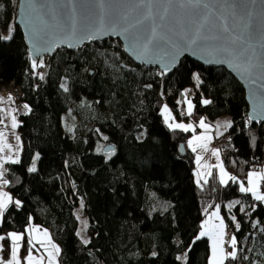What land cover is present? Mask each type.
Instances as JSON below:
<instances>
[{
    "label": "trees",
    "instance_id": "obj_1",
    "mask_svg": "<svg viewBox=\"0 0 264 264\" xmlns=\"http://www.w3.org/2000/svg\"><path fill=\"white\" fill-rule=\"evenodd\" d=\"M17 3L0 0V35L13 28L11 40H0V87H19L20 103L31 111L18 118L20 163L7 164L5 174L6 189L22 206L9 207L0 234L24 233L29 224L48 229L61 250L59 264H181L177 257L182 254L185 264H208V239L196 237L219 204L228 232L243 249L238 260L226 264H264V204L246 194L225 210L237 183L221 185L214 170L201 188L195 181L196 153L187 146L191 132L169 129L161 114L167 104L182 119L181 93L198 74L188 118H231L232 127L222 135L228 141L223 163L244 182L247 172L264 167V125L248 122L239 82L222 67L188 58L160 76L154 67L135 64L114 39L58 49L36 70L45 75L40 80L14 22ZM63 80L67 92L60 87ZM204 99L211 103L204 105ZM108 145L114 147L110 156L104 151ZM37 154V170L29 172ZM81 201L87 245L77 236L75 209ZM26 241L27 234L22 257ZM2 242L7 256L10 239Z\"/></svg>",
    "mask_w": 264,
    "mask_h": 264
},
{
    "label": "snow or ice",
    "instance_id": "obj_2",
    "mask_svg": "<svg viewBox=\"0 0 264 264\" xmlns=\"http://www.w3.org/2000/svg\"><path fill=\"white\" fill-rule=\"evenodd\" d=\"M79 0H63L61 7H67L71 11V16L68 18L69 23L66 28H62V31H65V37L61 41H48L44 40L42 36L34 32L31 28V22H28L30 29V34L34 39L41 40L44 44H47L46 47H40L35 42H33V49L35 50V55L39 56L43 52H51L56 47H60L62 43L67 42L69 48L73 47V40L76 41L78 46L84 41H91L93 39H100L102 36L116 34L121 35L125 40L128 41L129 49L132 50L133 54L137 59L145 57L149 52L151 47H158L162 41L171 44L173 51L170 54L167 63L163 62V58L160 59H146L145 63H157L162 64L161 71L158 73L160 76L166 75L171 69L175 66L180 55H182L189 48H193L194 51H199L201 53V58L209 57L213 55V50H210L207 46L209 40L217 39L223 37L224 34H227L224 37L225 43L231 46H242L241 53L251 52V55L248 57L249 66L243 69L242 74L247 73L250 79L253 77L251 69L259 67L264 71V43H261L259 56L257 57V49L252 45V42L256 40L258 35V30L255 25V18L257 16V9L261 13H264V7H261L257 0H95V4L99 7L101 11V17L99 25L92 27L88 25L83 28H78L76 20V8ZM39 0H25V4L30 9H35ZM40 7L43 8L44 5L40 4ZM0 8H3V5L0 4ZM109 9L108 22L105 23L104 12L105 9ZM188 9L193 15L199 18V23L195 24L192 29L188 32H183L180 35V41L183 46L178 43L169 41L166 36L161 35L158 32L160 25L156 24L154 21L150 27V30L147 35L143 34L141 25L144 21L153 20L154 10L155 16L159 18L160 21H166V19L173 18L176 12V9ZM133 12H138L140 14V19H137L135 23H129V17ZM229 13L234 19H238L242 22V28L238 35H234V29L230 28L228 24V17L224 13ZM220 13V15H217ZM239 13V15H238ZM210 17H215L219 21V24H214L217 35L212 36L209 34L206 24L209 23ZM55 18V17H53ZM42 23H45L43 16L40 18ZM13 28L9 27L7 35H0V40H11L12 39ZM259 39L264 41V30L259 32ZM246 45V46H245ZM216 51H222L225 53L229 52L228 47H222L216 49ZM31 59V68L33 69V74L37 76L40 80L45 79V75L41 72L36 71L39 68L45 67L43 59L37 61L36 59L29 57ZM259 59L260 63L257 65L254 63V60ZM209 63H230L227 59H209ZM193 79L197 82V87L200 83V77L198 74H193ZM261 80H264V76L261 77ZM252 83L255 84L256 80L252 79ZM60 87L67 92L68 86L67 83H62ZM145 87L150 88L151 85H146ZM190 90H185L181 93L185 97L184 103L187 104L186 110L181 113L182 115L192 116L194 105L190 99H187V93ZM260 94L264 96V83L259 84L255 89L254 95ZM14 97L9 94L7 98L0 96V105L14 104ZM180 103V101H178ZM204 105L210 104L211 101L204 99L202 100ZM23 108L27 112H30L31 109L29 105L24 104ZM14 109H6L0 107V113H3L6 117L10 118V127L15 130L18 127L17 117L13 114ZM161 114L164 118V123L167 127L173 131L181 130L183 132H192L194 133L192 137L187 141V146L191 148L192 152L197 153L196 163L198 165L197 170V184L203 188L204 185L208 184L207 177L212 176L211 169L213 167L219 169V183L221 185H227L229 181L239 184V191L245 194H251L253 200L264 204V191H262V182H264V169L260 171H249L247 172V186L242 181H237V177L230 175L223 167V162L220 161V149L209 148L213 136L211 131L215 127L217 137L222 136L224 133L220 131L223 128L227 131L232 127L231 121H226L223 124L217 123L215 126L209 125L205 122V118H201L198 124L194 125L192 123H183L176 122L175 117L172 115L171 110L165 104L162 108ZM253 119H264V113L257 114L255 111L248 118V122L251 123ZM0 124L4 125V128L7 129L8 125L4 124V119L0 118ZM199 127L203 131L199 134L196 133V128ZM71 130V129H69ZM99 131V130H97ZM15 140L17 141L16 145V155L13 156V145L9 142L8 135L6 131L0 129V226L5 219V214L8 212L10 206H15L19 208L22 206L20 200H13V197L6 191L3 190L4 186L9 184V180L5 179V174L7 169L5 165L8 163L19 164V150H20V136L15 135ZM105 140L108 138L103 137ZM254 139V137H253ZM199 150V151H198ZM114 150L109 149L107 154L110 156ZM210 152L212 156L216 157L217 164L210 165L207 163L201 164V161L204 159L203 153ZM35 159H39V154H37ZM205 169V171H200L199 169ZM35 160H33L32 166L28 169L29 172H36ZM203 181V183H201ZM240 204L239 200L230 202L227 205L229 211L236 205ZM84 207L83 201H81V209ZM209 208L213 205H208ZM252 210H255V205L252 206ZM240 211H244L243 206L240 208ZM207 213V208L205 209ZM79 218V217H78ZM231 220L235 225L236 231L240 230V223L236 220V217L231 216ZM218 221V223L214 222ZM88 227L87 221L83 222V227L80 232H77V236L81 237L83 244L87 245L90 243L89 239H86L82 236V232L86 231ZM255 227V225H253ZM199 235L196 237L197 240L202 237H207L211 241V256L209 257L208 264H226V261H236L239 258V252H242L243 249H238V240L236 235L233 233L230 238L226 239L227 236V224L224 221V218L220 216V205L216 204L214 211L208 213L207 219L202 222L200 225ZM264 232V228L261 229ZM25 234H27L26 241V251L27 255L23 258V264H59L58 257L60 256L61 250L58 245L52 242L49 232L44 229L41 230L36 226H29L25 229L24 233H17L15 231L8 232L5 235H0V242L10 239V258L4 260L0 256V264H22L20 258V249L21 241L25 240ZM231 249L229 251L225 245ZM37 245L40 248H37ZM40 249L44 250L42 255H34L35 252H39ZM4 246L0 243V253H3ZM155 255V253H153ZM186 259V254L185 257ZM248 259L247 256L243 257ZM177 259H182V257H177Z\"/></svg>",
    "mask_w": 264,
    "mask_h": 264
},
{
    "label": "water",
    "instance_id": "obj_3",
    "mask_svg": "<svg viewBox=\"0 0 264 264\" xmlns=\"http://www.w3.org/2000/svg\"><path fill=\"white\" fill-rule=\"evenodd\" d=\"M63 0H39L37 7L35 9H30L25 4V0H18L17 10L15 14V25L18 26L23 34L25 43L27 45L28 56L39 61L48 56H51L58 49H69V50H78L82 48L85 44L94 43L97 41H105L109 39L118 40L121 43L122 49L125 54L137 65L144 67H154L161 71L162 64L157 63H145L146 59H160L163 58V62L167 63L170 57L171 52L173 51L171 44L162 41L158 47H151L150 52L141 59H137L133 54L132 50L129 49L128 41L123 38L121 35L110 34L102 36L100 39H93L91 41H84L80 43L78 46L76 45V41L73 40L74 46L69 48L67 46V42L61 44L60 47L54 48L51 52H41L39 56L35 55V50L32 45L35 42L40 47H46L47 44H44L39 39H34L30 34V29L28 26V22H31V28L34 32L38 33L40 36L44 38V40L48 41H61L65 37V31H62V28H66L69 23V17L71 16V11L67 7H61ZM257 3L264 7V0H257ZM40 4H43L44 7L41 8ZM110 10L105 9L104 12V20L105 23L108 22V14ZM101 11L99 7L95 4V0H79L77 8H76V20L78 28H83L88 25H92V27H96L99 25ZM220 15V13H217ZM225 16L228 17V24L230 28L234 29L233 34L238 35L242 28V22L238 19H234L229 13L225 12ZM239 15V13H238ZM43 16L45 23L41 22V17ZM55 17V18H53ZM137 19H140V14L138 12H133L129 17V23H135ZM153 21L160 25L157 29L161 35L166 36L169 41L174 43H178L183 46L180 41V35L183 32H188L192 27L199 23V18L188 9H176L175 15L173 18L166 19V21H160L157 16H154L153 20L144 21V23L140 26L143 30V34L147 35ZM214 24H219V21L216 20L215 17H210L209 23L205 25L208 32L212 36H216L217 32L215 28H213ZM255 25L258 30V35L256 40L252 42V45L257 49V57L259 56V52L261 51L260 45L264 43L259 39V32L264 30V13H261L259 9H257V16L255 18ZM227 34H224L223 37L209 40L207 42V46L210 50H213V55L205 58H201V53L199 51H194L193 48H189L182 55L179 56L175 66L169 71L166 75L172 73L180 64V62L185 59H191L203 66L206 67H222L227 72H229L242 86L244 90V100L247 105V120L249 116L253 114L255 111L257 114L264 113V96L260 94H255V89L259 86V84L264 83V80H261V77L264 76V71H262L259 67L251 69L254 74L252 79L256 80V83H252V79L249 78L247 73L242 74L243 69L249 66L248 57L251 55V52H247L242 54L241 47L242 46H231L225 43L224 37ZM246 46V45H245ZM222 47H228L229 52L225 53L222 51H216V49H220ZM30 59V58H29ZM209 59H227L230 63H209L207 62ZM31 62V59H30ZM254 63L259 65V59L254 60ZM251 123L256 124L258 126L264 125V119H253ZM109 149H114L112 145H108L104 147V151L108 152Z\"/></svg>",
    "mask_w": 264,
    "mask_h": 264
},
{
    "label": "crops",
    "instance_id": "obj_4",
    "mask_svg": "<svg viewBox=\"0 0 264 264\" xmlns=\"http://www.w3.org/2000/svg\"><path fill=\"white\" fill-rule=\"evenodd\" d=\"M0 96L7 98L8 95H6V94H2V95H0ZM188 99H190L189 96H188ZM23 105H24L23 103H20V102L15 101L14 104L0 105V107H2V108H6V109H14L13 114L17 117V121L19 122V119H18V118H19V115H20L21 113L27 111V110H25V109L23 108ZM184 105H185V108H187V104L185 103ZM169 109H170V108H169ZM172 115H173V114H172ZM173 116H174V115H173ZM174 117H175V116H174ZM0 118L4 119V124H7V125H8V128L5 129V128H4V125L0 124V129H3V130L6 131V134L8 135L9 142L13 145V156H14V158H15L17 141L15 140V136L13 135V132L15 133V135H19L18 130H17V128H16L15 130L11 129V127H10V118L6 117L3 113H0ZM175 119H176V122L192 123V124H194V125L198 124V122H194V121H192V120L189 119V118H188V119H180V118L175 117ZM205 122L208 123L209 125H213V124L210 123L208 120H205ZM213 126H214V125H213ZM196 131H197L198 134H199V133H201V132L203 131V129H200L199 127H197V128H196ZM223 133H225V131H224ZM191 134L193 135L194 133L191 132ZM195 134H196V133H195ZM192 135H191V137H192ZM211 135L213 136V139H212L211 143L209 144V148H210V149H212V148H216V149H218V148L215 146V140H216V138H217L215 127H213V129H212V131H211ZM191 137H190V138H191ZM19 145H20V150H19L18 155L20 156V152H21V140H20V142H19ZM198 151H199V150H198ZM196 156H197V153H196ZM203 156H204V159L201 161V164H204V163H207V164H210V165H215V164H217L216 157L212 156L210 152L203 153ZM220 161H222L221 157H220ZM222 162H223V161H222ZM8 164H12V163H8ZM6 165H7V164H6ZM6 165H5V168H6ZM224 169H225V168H224ZM262 169H264V167H262V168H258V169L252 170V171H260V170H262ZM197 170H198V165H197V163H196V169H195V181H197V179H198V177H197V175H196ZM199 170H200V171H205V169H202V168L199 169ZM214 170H216V172L218 173V176H219V169L213 167V168L211 169V171L213 172ZM225 170L231 175L230 171H228L227 169H225ZM207 178H208V177H207ZM201 182H202V181H201ZM244 183H245V186H247V177H246V180L244 181ZM3 190L9 193V191L6 189V186H4ZM262 191H264V182H262ZM9 194H10V193H9ZM232 194H233V195H231V199H232V200L230 199V200L226 203L225 210H228L227 205H228L231 201H235V200H239V201H240L241 198H242V196H243V195H246L245 193H241V192L239 191V184H238V183H237V186L233 189ZM10 195H11V194H10ZM247 195H250V197H251V194H250V193L247 194ZM11 196H12V195H11ZM12 197H13V196H12ZM251 198H252V197H251ZM13 200H16V199L13 198ZM213 211H214V210H213ZM220 216L224 218V221H225V223H226V219H225V216H224V214H223V212H222L221 207H220ZM207 217H208V215L204 218L203 222L207 219ZM214 222L218 223V221H214ZM226 224H227V223H226ZM31 225H32V226H36V227H38V228L41 229V230L46 229V228H44V227H42V226H39V225H34V224H31ZM46 230L49 232V234H50V236H51V239H52V242L55 243L56 245H58V244L54 241V239L52 238V235H51L50 231H49L48 229H46ZM200 230H201V229H200ZM226 231H227V233H228V228L226 229ZM206 238H207V237H206ZM207 239H208V238H207ZM208 242H209V247H210V253H209V257H210V256H211V241L208 239ZM38 246H39V245H38ZM178 257H182V259H179V262H180L181 264H185L186 259L183 258V257H185V255L182 254V255H179ZM208 262H209V259H208Z\"/></svg>",
    "mask_w": 264,
    "mask_h": 264
},
{
    "label": "rangeland",
    "instance_id": "obj_5",
    "mask_svg": "<svg viewBox=\"0 0 264 264\" xmlns=\"http://www.w3.org/2000/svg\"><path fill=\"white\" fill-rule=\"evenodd\" d=\"M9 27H11L12 28V26L11 25H9L5 30H4V32H3V35H7L8 34V29H9ZM67 83V81L66 80H63V82L62 83ZM198 87H197V82L193 79V84L192 85H190L189 87H187L185 90H190L188 93H187V95L189 96V95H192L193 93H194V91H195V89H197ZM210 123H212L214 126L217 124V123H220V124H223L224 122H226V121H231V118L229 117V116H221V117H218V118H215V119H209L208 120ZM220 131L221 132H224L225 130L223 129V128H221L220 129ZM224 164V163H223ZM35 165H36V159H35ZM223 167H224V165H223ZM225 169H227L226 167H224ZM232 200V199H231ZM232 202V201H231ZM233 216V215H232ZM75 217H76V220H77V232H80L81 231V229H82V227H83V222L84 221H87V223H88V218L83 214V208L81 209V203L76 207V209H75ZM79 217V218H78ZM88 228V227H87ZM15 232H17V233H21V232H19V231H15ZM0 235H2V234H0ZM82 236L84 237V238H86V239H89V235H88V233H87V229H86V231H84V232H82ZM80 237V236H79ZM81 238V237H80ZM0 243H2L3 244V242H0ZM37 248H40V246H38L37 245ZM42 254H44V250L43 249H40V251L39 252H35L34 251V255H37V256H39V255H42ZM19 255H20V258H21V261H22V264H23V258L27 255H25L24 257H22L21 256V254L19 253ZM0 256H2V258L4 259V260H7V259H9L10 258V252H9V254L7 255V256H5V255H3V253H0ZM45 264H47V261H45Z\"/></svg>",
    "mask_w": 264,
    "mask_h": 264
},
{
    "label": "built area",
    "instance_id": "obj_6",
    "mask_svg": "<svg viewBox=\"0 0 264 264\" xmlns=\"http://www.w3.org/2000/svg\"><path fill=\"white\" fill-rule=\"evenodd\" d=\"M2 94H6V95H9L11 94L13 97H14V100L17 101V102H20L21 100V90L19 87H16V86H13V85H9V86H2L0 87V95ZM186 110L185 106H181L179 108V116L184 119L185 117H187L188 119V116L187 115H182L181 113H183L184 111ZM196 134H198V132L196 131ZM228 144V141L226 138H224L223 136L221 137H217L216 140H215V145L218 149H220V157L223 161V157L225 156L226 152H225V147L227 146ZM224 165V164H223ZM224 167H226L224 165ZM231 233L228 232L227 233V236H226V239L230 238L231 237ZM225 247L231 251V249L228 247V245L226 244Z\"/></svg>",
    "mask_w": 264,
    "mask_h": 264
}]
</instances>
